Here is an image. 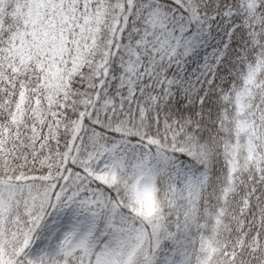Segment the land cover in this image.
<instances>
[{
  "label": "snow or ice",
  "instance_id": "6c2138e0",
  "mask_svg": "<svg viewBox=\"0 0 264 264\" xmlns=\"http://www.w3.org/2000/svg\"><path fill=\"white\" fill-rule=\"evenodd\" d=\"M0 264H264V0H0Z\"/></svg>",
  "mask_w": 264,
  "mask_h": 264
}]
</instances>
